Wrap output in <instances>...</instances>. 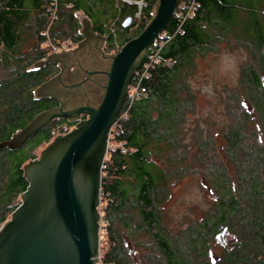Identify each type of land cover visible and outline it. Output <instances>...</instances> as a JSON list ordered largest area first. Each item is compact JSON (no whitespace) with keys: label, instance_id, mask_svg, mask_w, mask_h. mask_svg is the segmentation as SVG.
<instances>
[{"label":"trees","instance_id":"obj_1","mask_svg":"<svg viewBox=\"0 0 264 264\" xmlns=\"http://www.w3.org/2000/svg\"><path fill=\"white\" fill-rule=\"evenodd\" d=\"M101 1L58 0L52 40L79 42L83 35L75 11L82 7L99 15L102 10L94 4ZM144 1L139 21L135 0L104 1L103 11L113 18L95 30L108 36L113 50L137 36L154 15L158 0ZM183 2L195 3L192 16L179 14ZM50 4L0 0V141L55 104L35 95L36 87L59 70L55 63L34 66L48 53L43 45L53 19ZM178 5L163 30L171 38L142 78L147 97L132 103L126 97L112 130L114 141L127 151L110 149L102 169L101 261L264 264V0H179ZM128 16L132 21L124 26ZM235 48L245 58L238 84L222 87L225 116L219 124L198 115V92L190 77L200 56ZM54 136L46 128L20 149H0V226L28 187L24 165ZM190 176L203 177L214 198L200 217L181 220L170 203Z\"/></svg>","mask_w":264,"mask_h":264},{"label":"water","instance_id":"obj_2","mask_svg":"<svg viewBox=\"0 0 264 264\" xmlns=\"http://www.w3.org/2000/svg\"><path fill=\"white\" fill-rule=\"evenodd\" d=\"M178 3L158 0L154 15L137 36L118 51L105 52L104 84L96 103L74 106L70 99L84 86L74 74V61L89 48L103 50L108 38L94 29L88 17L83 18V38L77 46L51 52L34 64L61 65L58 73L35 90L36 97L55 98L58 104L37 113L9 139L0 141V149H20L41 130L56 128L60 119L76 124L54 136L38 157L24 165L29 184L11 217L0 226V264H100L102 169L109 135L135 71L168 26ZM131 21L128 16L124 26Z\"/></svg>","mask_w":264,"mask_h":264},{"label":"rangeland","instance_id":"obj_3","mask_svg":"<svg viewBox=\"0 0 264 264\" xmlns=\"http://www.w3.org/2000/svg\"><path fill=\"white\" fill-rule=\"evenodd\" d=\"M143 5H146L145 1H143ZM136 19L139 21L138 18ZM244 58V51L235 48L210 53L197 59V65L190 77V82L192 88L198 92L199 116L211 117L219 124L224 121L222 87H234L238 84L240 65ZM45 146L46 144H42L37 148L38 156ZM213 198L214 194L203 177L190 176L176 187L174 200L170 203V210L175 218L181 220L186 217H200L202 210L209 208ZM20 199L21 197H18L16 202ZM102 221L103 217L101 223ZM99 262L103 264L101 255Z\"/></svg>","mask_w":264,"mask_h":264},{"label":"built area","instance_id":"obj_4","mask_svg":"<svg viewBox=\"0 0 264 264\" xmlns=\"http://www.w3.org/2000/svg\"><path fill=\"white\" fill-rule=\"evenodd\" d=\"M143 1L144 0H135V2L138 3V10L135 13L136 18H138L139 20L142 19L143 17ZM58 0H51V8H52V16L53 19L51 21V23L49 24L47 30H46V34H47V38L44 42V48L48 50V53L51 52H60L63 49L64 50H70L72 48H74L75 46H77L78 42H76L73 39H62L59 41H54L52 40L51 36H50V26L53 23V20H55V18H57L58 12H57V8H58ZM179 6V5H178ZM184 9V10H183ZM196 9V5L194 2L186 5L185 2H183L180 5V12L179 14L181 16L187 17V16H192L193 13L195 12ZM114 32V29L112 30ZM171 36H168L167 33H165L164 31H162L157 38L153 41V43L151 44V46L149 47L150 49V53L148 56V60L146 61L145 65H144V70L140 73L137 72V76L135 81L130 82L129 87H128V94H127V100H129L130 103L134 102L135 100L141 99L142 97H147L148 93L146 91V89L142 86V78L144 76H148L149 75V70L150 68L154 65L155 62L159 61V57H158V52L160 50V48L164 45V43L170 39ZM121 47L119 46L118 43L115 44V49L114 51H118ZM166 64H171V60L167 59L166 60ZM119 118V116H118ZM119 125L118 119L116 120V122L114 123L113 128L117 127ZM112 130L110 132L109 135V141H108V151L110 149H116V148H120L122 150V152H126L127 151V147L124 145L123 142H116L114 141L115 135L112 133ZM107 151V153H108ZM107 156V154H106Z\"/></svg>","mask_w":264,"mask_h":264},{"label":"flooded vegetation","instance_id":"obj_5","mask_svg":"<svg viewBox=\"0 0 264 264\" xmlns=\"http://www.w3.org/2000/svg\"><path fill=\"white\" fill-rule=\"evenodd\" d=\"M103 50L97 49L96 47H92V49L89 48L86 54L80 58L77 57V60L74 61L75 66L72 69L77 70L74 74L79 75V80L84 82L83 89L75 94H72L70 97L74 106L87 102L96 103L100 99L101 89L104 84V71L107 66V57L105 52L109 53L114 51L109 46V38L106 39L103 45ZM57 65L59 72L61 65ZM52 99L55 101L53 106L57 105V100L55 98ZM83 117L86 116L82 115V118ZM75 124L76 122L74 121L60 119L58 121V126L51 129L54 130L56 136L58 134L66 133L72 129Z\"/></svg>","mask_w":264,"mask_h":264},{"label":"crops","instance_id":"obj_6","mask_svg":"<svg viewBox=\"0 0 264 264\" xmlns=\"http://www.w3.org/2000/svg\"><path fill=\"white\" fill-rule=\"evenodd\" d=\"M104 1L105 0H102L101 2H96L94 4V9L102 10L99 15H95L94 11H92V10L88 11L85 8H82V7L78 8L75 11L76 16L79 18V21L81 23V27H80L81 28V33H82L83 18L84 17H88L91 20L94 29H95V26L97 24H99L101 21L108 22V21H110L111 18H113V15L111 14L112 13L111 11H108V12H104L103 11V9H104ZM113 1L115 2V5H117L119 3V0H113ZM25 49H27V48L25 47Z\"/></svg>","mask_w":264,"mask_h":264}]
</instances>
